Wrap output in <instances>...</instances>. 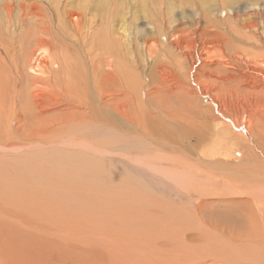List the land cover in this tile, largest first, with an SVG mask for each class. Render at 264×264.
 <instances>
[{"label": "rangeland", "instance_id": "obj_1", "mask_svg": "<svg viewBox=\"0 0 264 264\" xmlns=\"http://www.w3.org/2000/svg\"><path fill=\"white\" fill-rule=\"evenodd\" d=\"M22 1H25L24 5L35 2L47 15L46 19L53 23L55 21L57 10L49 3L56 5L58 0H0L1 45L8 40L7 36L11 38L10 34L16 33L19 25L18 22H11L12 19L17 20L14 17L9 22L5 21L8 19L5 16V13L8 14L5 3L16 11ZM169 1L173 5L179 2ZM62 3L72 10L79 6L86 17L91 18L99 11H107L115 27L118 23L130 24L129 39L132 44L125 47V51L120 46L122 43L115 40L111 42V52H98L107 60H116L128 73L134 63L129 57H139L138 64L133 68L134 72L137 71L139 87L136 90L128 89L127 97L122 98L120 92L113 90L112 108L130 120H122L114 111L112 115L117 123L112 126L114 130L109 128L110 136L114 135L115 141L104 152L89 151L90 159L107 163L113 170L109 191L93 189L92 193L86 194L83 191L79 193L82 201L75 199L69 202L61 200L59 195L42 197L31 195L30 191L29 195L11 191L12 187H16L13 179L8 176L1 179L0 174V196L3 195L0 197V264H264V180L260 182L253 178L261 177L260 167H257L259 163H253V159L259 155L249 151L243 142L240 143L239 135L233 134L232 130L227 136L217 131L223 127L224 119L219 117L217 109L213 110L204 83L200 84L201 91L190 88L194 86L186 79L188 68L184 74H177L178 80L173 84L170 83L171 77L160 79L157 70H167L166 63L172 62L174 66L178 58L169 51L165 52L167 45L163 42L158 59L153 61L156 68L149 59L147 47L153 43L150 36L152 27L148 26L145 18L148 13L146 2L59 0L58 9L62 8ZM189 6L186 5L184 9ZM180 12V7H176L167 13V17L181 16L183 12ZM224 15L225 12L220 14L221 17ZM86 27L84 31L87 29L86 33L90 35L87 45L95 46L94 34L96 32L99 35L97 40L100 39L104 26L101 28L92 23L91 28ZM143 36L150 39L147 47L141 43ZM160 41H164L162 37ZM251 44L252 40L246 39L238 45L250 49ZM76 53L80 55L79 48ZM113 65L115 67V63ZM163 65L166 67L161 68ZM196 68L198 75L194 76L199 79L202 76V81H214L215 77L221 81L223 77L233 80L239 74L235 70L209 71L204 63L197 64ZM86 69L89 74L88 66ZM175 72L174 69L172 74ZM115 74L117 77L119 70H115ZM163 74L166 77L170 73L165 71ZM148 75L149 80H145ZM236 82L243 84L239 78ZM120 91L124 93L121 88ZM216 97L221 99L219 94ZM235 97L231 95L225 101H220L219 109L225 114L221 115L235 123L247 124L245 118L249 115L243 112L239 99ZM102 110L105 111V107ZM118 123L122 128L117 127ZM11 124L13 126L14 123ZM116 129L121 132L116 133ZM239 130L244 136L242 140L246 141V133ZM232 135L239 138L231 140L229 136ZM234 140L240 148H232ZM27 145L18 150L0 148V163L3 160H22L40 147L37 144ZM47 148L45 153L54 152L51 148L64 146ZM214 148L219 155L212 154ZM220 159L227 161L228 166ZM122 177L127 180L126 184L124 182L122 185ZM39 179L34 183L39 181L40 186H36L44 188L46 180ZM31 185L26 189L29 190Z\"/></svg>", "mask_w": 264, "mask_h": 264}, {"label": "bare ground", "instance_id": "obj_2", "mask_svg": "<svg viewBox=\"0 0 264 264\" xmlns=\"http://www.w3.org/2000/svg\"><path fill=\"white\" fill-rule=\"evenodd\" d=\"M143 1L146 2L148 11L145 16L147 24L152 27L150 36L153 44L147 47L150 39L145 36L141 43L148 48L149 59L151 58L152 62L158 59L163 42L167 45V50L163 48L165 52L169 51L178 58L173 63L175 67L170 62L166 63L167 67L164 65L161 67H166L167 70H157L160 79L171 77L170 83L173 84L178 80L177 74H184L188 68L186 79L188 78L194 86L188 87L201 91L200 84L204 83V87L208 88L205 93L213 105V110L217 109L220 113L219 117L224 119L223 127L215 130L225 136L232 130L233 134L239 135L241 139L232 135L229 136L231 140L239 138V142H243L249 151L259 155L253 159V163H259L257 167H260L261 171H255L261 172V177L253 178L262 182L264 180L262 178V175L264 176V0L241 2L239 0H179L177 5H173L169 0ZM24 2L17 5L16 11L11 9L13 6H9V3H5L8 13L7 15L5 13V16H8L5 21L14 17L17 20L12 19L14 22L12 20L11 22H18L19 25L17 31L14 29L16 33L11 31V38L7 34L5 36L8 40L5 39L2 45L0 43V148L18 150L27 144H37L40 147L22 160H3L0 163L1 179L6 176L13 179L16 187H12L11 191L16 190L18 193L28 194L30 191L31 195L38 194L42 197L59 195L61 200L82 201L79 193L84 191L86 194L93 189L106 191L110 188L109 180L112 181L113 170L107 166V163L102 164L97 159L98 162L93 160L95 158L90 159L89 151L104 152L115 141L114 135L110 136L109 128L117 123L112 115L115 111L112 108L115 96L113 90L120 92L119 96L122 98L127 97L128 89L136 90L139 87V81L138 83L136 81L137 71H133L139 57H129L134 63L132 69L130 68L131 72L128 73L116 60L114 62L107 60L98 52L103 50L111 52V42L115 40L122 43L120 46L125 51V47L128 48V45L132 44V40L129 39L130 24L118 23L115 27L107 11L104 13L99 11L91 18L86 17V13L79 6L77 9L73 7L72 10L62 3V8L58 9L59 0L56 5L49 3L57 10L53 23L45 18L47 15L38 4L32 2L24 5ZM186 5H190L188 9H184ZM176 7H180V13L183 12L181 16L167 17V13L175 10ZM224 12L225 15L221 17L220 14ZM92 23L101 28L104 26L100 39L97 40L99 35L96 32L94 34L95 46L87 45L90 35L86 33L87 29L84 31L86 25L91 28ZM160 37L164 41H160ZM246 39L252 40L250 49L238 45ZM77 48L81 52L80 55L76 53ZM153 63L155 65V62ZM199 63L208 66L209 71L235 70L239 71V74L233 80L231 77H223L221 81L219 77H215L214 81H206V79L202 81V76L200 79L194 76L198 75L196 65ZM87 66L89 74H87ZM136 69L138 70L137 67ZM174 69L176 72L172 74ZM115 70H119L117 77ZM165 71L170 73L166 77L163 74ZM207 76L213 78L212 75ZM149 77V75L145 76L144 79L149 80ZM238 78L243 84L238 85L240 82H236ZM216 94H219L221 99L217 98ZM231 95H235L236 100L239 99L243 112L249 115L245 118L247 124L235 123L221 115L225 114L220 111L219 103L230 98ZM104 107L105 111L102 110ZM116 113L122 117V120H130L126 115ZM119 124L117 127L120 126ZM239 128L246 133L248 138L246 141L242 140L244 136ZM141 130L145 132L143 128ZM118 131L116 133L121 132ZM53 145L64 148H51L55 153L53 151L45 153L47 147ZM238 145L235 140L232 142V148H240ZM70 151L75 153L72 154ZM37 153L39 155L36 156ZM212 154L219 155L216 148L213 149ZM253 154L251 155L254 156ZM94 156L99 158L95 153ZM252 156L249 155L250 158ZM220 160L227 165V161ZM219 169L222 170L220 167ZM3 173L7 174L2 175ZM28 173L30 174L26 176ZM40 177L42 178L39 179ZM36 179L46 180L44 188L36 186V184L40 186L39 181L34 183ZM122 179L124 180L122 185L124 182L126 184L125 177ZM30 184H32L31 188L26 189Z\"/></svg>", "mask_w": 264, "mask_h": 264}]
</instances>
